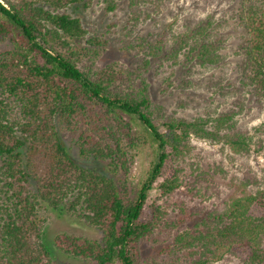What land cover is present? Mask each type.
I'll use <instances>...</instances> for the list:
<instances>
[{
	"label": "trees",
	"instance_id": "16d2710c",
	"mask_svg": "<svg viewBox=\"0 0 264 264\" xmlns=\"http://www.w3.org/2000/svg\"><path fill=\"white\" fill-rule=\"evenodd\" d=\"M99 1L107 12L128 4L133 29L117 43L131 62L99 65L111 38L90 35L77 13L94 0H0V44L9 46L0 52V264H57L43 241L45 207L101 232L98 239L69 232L53 239L62 253L89 264H214L232 256L264 264V190L223 209L181 202L176 220L158 198L149 203L154 189L167 198L183 186L196 190L180 164L192 137L237 154L250 150L254 137L238 125L235 109L179 116L151 93V74L219 65L225 37L209 18L188 20L172 42L162 33L135 34L150 0ZM237 1L238 77L263 101L264 0ZM73 149L107 171L81 165ZM143 154L149 161L135 180L131 165ZM172 228L163 249L169 259L161 262L146 249Z\"/></svg>",
	"mask_w": 264,
	"mask_h": 264
},
{
	"label": "rangeland",
	"instance_id": "374dc122",
	"mask_svg": "<svg viewBox=\"0 0 264 264\" xmlns=\"http://www.w3.org/2000/svg\"><path fill=\"white\" fill-rule=\"evenodd\" d=\"M155 1L156 4H152ZM237 0H150L141 11L139 24L135 26V34H166L171 42L186 30L188 20L197 22L209 18L215 34L225 37L221 49V62L216 66L202 67L195 65L190 72L186 69L171 75L169 71L158 75H150L151 93L157 102L166 106L169 113L179 116H217L220 112L237 111L238 125L248 130L254 137L249 152L237 154L228 144H211L205 140L192 137L191 151L180 160L183 166L182 177L193 182L196 190L191 192L185 186L174 196L161 197L160 191L151 192L152 203H157L170 212L171 219H177V206L181 202L189 207L225 208L235 197L264 190V100H258L252 93L242 87L238 77L239 55L238 45L241 42V27L238 23ZM91 34H107L111 38L109 46L99 65L105 66L113 61L131 62L134 58L129 52L122 50L117 43L123 33L130 31L128 23L132 21L131 10L127 3L115 12H107L104 4L94 0L87 10L79 9ZM8 44H0V52L8 48ZM163 70V69H162ZM170 70V69H169ZM170 74V75H169ZM65 144L69 141L62 134ZM72 157L81 165L107 171L105 164L96 160L80 157L77 150H71ZM149 161L146 154L136 157L131 165L132 177L138 178ZM136 180V179H135ZM40 215L47 218L46 238L43 241L52 246V257L57 264H89L83 260L73 259L58 250L53 244L59 232L83 234L92 238H100L101 232L84 221L61 214L52 208H41ZM146 215H151L148 208ZM175 229L166 230L160 240L148 245L146 251L159 261H168L164 248L170 244ZM47 239V240H46ZM50 248V246H49ZM51 249V248H50ZM214 264H242L235 257H226Z\"/></svg>",
	"mask_w": 264,
	"mask_h": 264
}]
</instances>
